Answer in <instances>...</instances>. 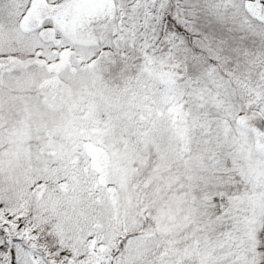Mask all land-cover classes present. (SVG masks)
I'll return each mask as SVG.
<instances>
[{"label":"snow or ice","instance_id":"obj_1","mask_svg":"<svg viewBox=\"0 0 264 264\" xmlns=\"http://www.w3.org/2000/svg\"><path fill=\"white\" fill-rule=\"evenodd\" d=\"M0 264H264V0H0Z\"/></svg>","mask_w":264,"mask_h":264}]
</instances>
